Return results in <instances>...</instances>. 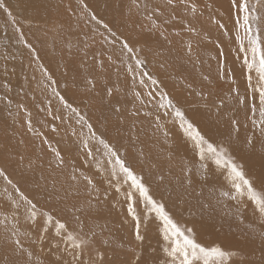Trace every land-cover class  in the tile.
<instances>
[{
    "label": "rangeland",
    "instance_id": "obj_1",
    "mask_svg": "<svg viewBox=\"0 0 264 264\" xmlns=\"http://www.w3.org/2000/svg\"><path fill=\"white\" fill-rule=\"evenodd\" d=\"M241 2L0 0V264H180L169 252L181 238L165 239L101 140L186 236L227 253L209 264H264V212L174 115L264 197V82L249 42L264 54V0H243L246 13Z\"/></svg>",
    "mask_w": 264,
    "mask_h": 264
},
{
    "label": "snow or ice",
    "instance_id": "obj_2",
    "mask_svg": "<svg viewBox=\"0 0 264 264\" xmlns=\"http://www.w3.org/2000/svg\"><path fill=\"white\" fill-rule=\"evenodd\" d=\"M169 3L172 2V0H168ZM0 7H3L2 4H0ZM240 11L242 13L247 12L246 4L241 2L239 5ZM7 11V9H5ZM95 19V17H93ZM252 19H255L253 16ZM239 23V22H238ZM243 24L247 26L246 31L250 34L252 29L249 23V15L243 16ZM249 42L252 45L251 51L254 54L256 58H258V66L256 67V71L259 74V80L261 82H264V54H261L260 51V45L258 43V38L254 37L252 35H249ZM124 48L128 49V51H132L131 48H129L128 44H124ZM137 63H141L140 61H137ZM255 63V60H254ZM245 64L248 65L249 68L253 67L252 63H249L247 58H245ZM152 83L155 84V79H152ZM259 93L260 103L261 105H264V87H259L256 89ZM164 100H166L168 105H171V100H168L167 97H163ZM68 107H71V105H67ZM161 107H164V104H161ZM74 112L76 109H72ZM261 116H264V107L260 110ZM174 115L179 119L181 127L184 128V131L187 135L190 136L192 140L195 141L197 148L200 149L201 156L203 158V154L205 152L211 154L215 158V163L217 165L226 167L229 170V175L231 179L233 180V187L235 188L237 193L241 192L242 187L247 189V193L249 196V199L256 204L259 207V210L261 212H264V197H262L258 192H256L251 182L245 178L244 173L240 170V168L232 161L231 157L225 156V149L220 148L217 150L216 147H214L211 143L207 142L203 136L193 127L191 123H189L185 118L183 112H181L178 108L175 110ZM81 120L84 119V117H80ZM235 123V122H234ZM186 125V127H185ZM90 127V125H89ZM101 144L104 145L106 149H108L110 155L115 158V164L119 166L120 171L124 174L127 180L131 181V186L138 190L139 195L141 198H143L144 201L147 202L148 205L151 206V210L154 211L157 216L163 221L164 227H165V239H168V235L171 234L172 236L180 237L181 239L178 241H175L173 246L171 247V251L169 252L170 256L175 257L177 254L181 257L180 264H192L193 259H199L203 258L204 264H209V260L212 259L214 261H219L222 258H224L227 253L224 252L219 247H211L206 248L204 246H201L197 242H195L193 239L186 236L173 221L169 218V215L164 209V206L162 204H157L152 197L148 193V189L139 181V179L133 174V172L127 168L123 161L118 158L117 153L109 148V146L103 141H100ZM206 146V147H205ZM115 174V172L113 173ZM0 176H3L5 180H8V177L0 171ZM11 183V181H8ZM91 183V181H89ZM17 191H19L17 189ZM21 198L24 199L29 205H31V208L29 211L31 212L32 216L35 217L36 213L34 211L35 205L32 204L30 200H27L26 197H24L21 194ZM129 200H131V195L129 194ZM128 212L130 215H132L134 220H137V229L139 228V222L138 218L135 215V209L133 208V205L129 203L128 205ZM51 217H48V221L50 222ZM65 224L56 221L55 228L57 230V233L60 232V230L65 229ZM191 232V229L188 230ZM137 238L139 239V235H137ZM66 239L70 242V246L73 248H80L85 241L83 240H77L76 237L73 236L72 233H68Z\"/></svg>",
    "mask_w": 264,
    "mask_h": 264
},
{
    "label": "bare ground",
    "instance_id": "obj_3",
    "mask_svg": "<svg viewBox=\"0 0 264 264\" xmlns=\"http://www.w3.org/2000/svg\"><path fill=\"white\" fill-rule=\"evenodd\" d=\"M28 1H29V0H28ZM21 2H22V0H21ZM31 6H32V5H31ZM39 11H40V9H39ZM12 17H13V16H12ZM12 38H13V37H12ZM0 43H1V42H0ZM7 55H8V54H7ZM5 56H6V55H5ZM3 60H4V59H3ZM8 64H9V63H8ZM8 64H7V65H8ZM25 129H26V128H25ZM29 133H30V132H29ZM4 153H5V152H4Z\"/></svg>",
    "mask_w": 264,
    "mask_h": 264
}]
</instances>
